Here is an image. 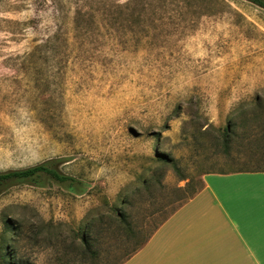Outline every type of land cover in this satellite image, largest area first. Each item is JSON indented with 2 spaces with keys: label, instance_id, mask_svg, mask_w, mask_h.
Here are the masks:
<instances>
[{
  "label": "rangeland",
  "instance_id": "374dc122",
  "mask_svg": "<svg viewBox=\"0 0 264 264\" xmlns=\"http://www.w3.org/2000/svg\"><path fill=\"white\" fill-rule=\"evenodd\" d=\"M49 159L84 191L47 180L2 192L0 264H115L206 173L264 169V9L0 0V171ZM127 198L131 234L113 213Z\"/></svg>",
  "mask_w": 264,
  "mask_h": 264
},
{
  "label": "crops",
  "instance_id": "0c3cea01",
  "mask_svg": "<svg viewBox=\"0 0 264 264\" xmlns=\"http://www.w3.org/2000/svg\"><path fill=\"white\" fill-rule=\"evenodd\" d=\"M221 178L229 180L223 187ZM215 186H220L222 199ZM260 260L264 171H245L206 173L202 188L158 226L128 264H261Z\"/></svg>",
  "mask_w": 264,
  "mask_h": 264
},
{
  "label": "trees",
  "instance_id": "16d2710c",
  "mask_svg": "<svg viewBox=\"0 0 264 264\" xmlns=\"http://www.w3.org/2000/svg\"><path fill=\"white\" fill-rule=\"evenodd\" d=\"M262 9H264V0H246ZM31 55L27 54L25 56H22V60L29 61ZM234 132L230 130L228 127L225 131V133L222 134V143L224 145V150L221 154H225V157H228V153L232 152L229 148V142L231 141V138ZM57 160L56 159H49L46 161H43L41 163L35 164L33 166H29L26 168H20V169H8L5 171H0V194L7 190L10 186L17 184V183H28L30 185L35 186H43L47 180H52L61 184H65L68 186L69 190L75 194H81L84 189L82 188L81 182L76 180L74 177H71L69 175L61 173L57 169ZM238 160L232 162L228 161V163H236ZM228 169V168H227ZM225 169V170H219V171H210L208 173H220V174H226L229 172H245V171H264V169H261L260 167H254L253 168H246V167H240L238 169ZM145 182V181H144ZM203 186V185H202ZM194 191L191 196L188 197L190 199L193 197L201 188ZM127 199L121 200V204L119 207L113 211L114 214H116V220L123 224L125 226V229L127 231V234H131V226L128 224V214L124 210V206L127 203ZM184 201L183 203H185ZM182 203V204H183ZM182 204H179L175 209H173L167 216L163 217V219L158 222L152 231L148 234H146L143 238L139 239L137 242L135 241V246L127 252L126 255H124L122 258H118L116 260L115 264H122L125 260H127L132 254H134L139 248L143 246V244L147 241V239L151 236V234L158 228V226L165 221L173 212H175ZM14 229H12L13 231ZM86 232V231H85ZM88 233V232H87ZM128 239L130 237L128 236ZM130 242V241H129ZM81 246L84 253H88L89 255H92L95 257L96 250H95V241L94 238L90 237L89 234H84L81 237ZM5 257L2 259L3 264H8L6 262L7 256H9L8 253L4 254ZM12 258V257H10Z\"/></svg>",
  "mask_w": 264,
  "mask_h": 264
}]
</instances>
